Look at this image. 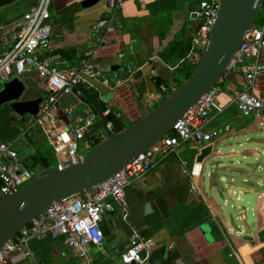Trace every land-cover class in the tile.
I'll return each instance as SVG.
<instances>
[{
  "label": "crops",
  "instance_id": "1",
  "mask_svg": "<svg viewBox=\"0 0 264 264\" xmlns=\"http://www.w3.org/2000/svg\"><path fill=\"white\" fill-rule=\"evenodd\" d=\"M83 0H53L50 25L52 48L62 69L78 66L93 52L99 71L110 87L91 80L84 87L126 128L152 110L185 80L194 65L191 42L198 21L192 12L205 0H126L115 14L120 30L97 29L107 12L99 0L83 9ZM11 5V4H10ZM0 10V54L8 48L3 37L18 28L21 15L15 7ZM261 12L256 23L261 24ZM264 65V49L260 55ZM29 96H45L35 73L20 78ZM221 92L206 129L217 132L211 153L201 163L203 148L181 144L142 178L125 189L124 206L108 198L112 211L103 216L102 248L90 246L91 264H118L133 234L152 240L143 253V264H264V120L244 118L235 97L241 90L237 77L226 73ZM253 94L264 100V75ZM76 95L61 96L55 113L65 124L82 116ZM115 119V118H114ZM262 123V124H261ZM20 118L6 106L0 108V140L13 145L21 164L33 176L44 170L39 153L53 152L41 128L20 132ZM113 131V128H112ZM30 133V134H29ZM102 132L80 142L79 155L87 154ZM52 168H58L54 158ZM197 167L198 173L190 174ZM51 168V169H52ZM31 258L18 264H76V252L62 237L46 235L28 243Z\"/></svg>",
  "mask_w": 264,
  "mask_h": 264
},
{
  "label": "built area",
  "instance_id": "2",
  "mask_svg": "<svg viewBox=\"0 0 264 264\" xmlns=\"http://www.w3.org/2000/svg\"><path fill=\"white\" fill-rule=\"evenodd\" d=\"M125 2L126 0H108L107 12L96 28L107 32L120 30L122 26L116 21L115 14L123 10ZM220 2L221 0H205L199 4V11L192 12L195 20L200 23L191 42L190 57L193 65L208 44ZM52 3L53 0L30 2L19 19L18 28L3 37V43L8 48L0 54V84L13 78L20 79L27 73L36 74L44 85L46 94L42 97L36 116L26 115L20 118V132L24 134L36 127L41 128L58 168L63 169L76 163L80 156V142L86 140L85 135L96 125L98 118L83 99L80 102L83 105L82 116L70 125L65 124L55 113L59 98L68 95L80 97L75 86L85 87L91 80H100L107 87H110V83L95 64L93 52L86 53L78 66L66 69L60 67L59 56L55 54L51 44ZM261 12L264 14V5ZM263 49L264 20L261 24L255 22L227 67V73L237 77L241 86L235 97L239 113L244 118L256 121L264 120V100L252 92L258 77L264 75V65L260 63ZM220 92L218 82L155 147L131 161L109 180L54 204L34 219L2 248L0 264H18L31 258L29 241L46 235L52 238L62 237L64 244L76 252L79 258L76 264H91L87 258L88 249L90 246L102 248L104 236L100 225L104 214L112 211L107 199L112 198L120 206H124L126 187L144 177L158 159L165 158L181 144H194L198 149L210 145L217 132L207 130L206 126L216 108ZM110 113L109 110L105 111V114ZM113 116L116 120L120 115ZM107 127L112 130L113 125L109 123ZM198 172L197 167H194L190 174ZM33 177L18 160L13 145L0 140V197L23 187ZM263 205L264 197L261 198V208ZM152 245V240L133 234L126 249L119 255L118 264H143V253Z\"/></svg>",
  "mask_w": 264,
  "mask_h": 264
},
{
  "label": "water",
  "instance_id": "3",
  "mask_svg": "<svg viewBox=\"0 0 264 264\" xmlns=\"http://www.w3.org/2000/svg\"><path fill=\"white\" fill-rule=\"evenodd\" d=\"M15 1L0 0V8ZM98 1L83 0L80 6L90 8ZM263 5L264 0H221L208 44L194 64L192 75L170 92L163 102L118 132L107 127L111 123V114H105L106 106L83 86L76 85L75 89L98 118L85 138L98 132H102L105 138L69 167L44 169L24 187L0 197V251L54 204L109 180L166 137L177 122L227 73L229 63L254 26ZM194 9L199 11L200 5ZM28 96L24 82L13 78L0 86V108L8 107L19 118L36 116L43 98ZM211 149V146L201 149L195 162L201 163L210 155Z\"/></svg>",
  "mask_w": 264,
  "mask_h": 264
},
{
  "label": "trees",
  "instance_id": "4",
  "mask_svg": "<svg viewBox=\"0 0 264 264\" xmlns=\"http://www.w3.org/2000/svg\"><path fill=\"white\" fill-rule=\"evenodd\" d=\"M200 23H198L197 25V28L199 27ZM192 72H193V68L186 73V77H185V80L188 79L191 75H192ZM183 82V81H182ZM180 82L177 87L182 83ZM164 100V99H163ZM163 100L161 102H163ZM86 102V101H85ZM160 102V103H161ZM88 103V102H86ZM110 119H111V123L113 125V131L114 132H118L120 130L123 129V127H120L119 124H118V121L117 119L115 120L112 115H110ZM30 134V133H29ZM100 141L99 140H93V145H96L98 144ZM39 161L40 163L42 164L43 168L44 169H51L53 167V164H54V161H53V157L51 158L50 156H52V154H47V156H45L44 154H42L41 152L39 153Z\"/></svg>",
  "mask_w": 264,
  "mask_h": 264
},
{
  "label": "rangeland",
  "instance_id": "5",
  "mask_svg": "<svg viewBox=\"0 0 264 264\" xmlns=\"http://www.w3.org/2000/svg\"><path fill=\"white\" fill-rule=\"evenodd\" d=\"M26 0H16L14 3H12L11 5L9 6H12V8L15 7V14L17 16L21 15V11L23 12L24 10L27 9V5L30 4V2H34L36 0H27V2H25ZM0 10H3L2 8H0ZM1 86V84H0ZM86 155V153L84 154ZM52 158V156H50ZM55 158V157H54ZM54 160V159H53ZM25 186V185H24ZM23 186V187H24Z\"/></svg>",
  "mask_w": 264,
  "mask_h": 264
}]
</instances>
